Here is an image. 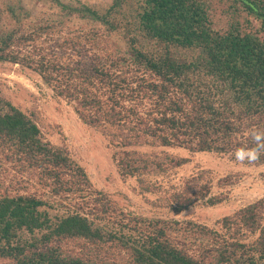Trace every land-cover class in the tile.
I'll return each mask as SVG.
<instances>
[{"label":"trees","instance_id":"16d2710c","mask_svg":"<svg viewBox=\"0 0 264 264\" xmlns=\"http://www.w3.org/2000/svg\"><path fill=\"white\" fill-rule=\"evenodd\" d=\"M43 1L50 12L39 18L20 0L0 9V62L32 71L99 130L118 174L135 178L140 194L161 192L151 177L189 158L138 148L234 157L254 146L251 130H264V0H131L130 20L127 0H112L104 11ZM220 3L227 5L226 28L215 26L212 9ZM148 40L163 50L153 53ZM0 155L24 185L32 177L44 191L0 195V259L11 264H98L93 251L112 245L128 254V264H264V196L223 217L222 232L190 220L125 215L1 91ZM252 163L264 164V153ZM205 172L157 202L174 213L197 201L222 203L226 197L210 195L208 181L198 184ZM64 240L81 242L83 254L65 252Z\"/></svg>","mask_w":264,"mask_h":264},{"label":"rangeland","instance_id":"374dc122","mask_svg":"<svg viewBox=\"0 0 264 264\" xmlns=\"http://www.w3.org/2000/svg\"><path fill=\"white\" fill-rule=\"evenodd\" d=\"M8 1L10 0H0V9H3L4 4ZM20 1L31 12L32 18L46 16L50 12L48 4L43 0ZM75 1H80L100 11L106 10L112 3V0ZM131 5V0H127L124 6L125 14L129 20L131 15L136 13L135 9L132 10ZM226 6L225 3H220L212 9L216 28L228 26L229 19L222 14ZM5 22L6 18L1 15L0 25ZM121 24L123 32H127L125 28L128 26L125 21H122ZM89 26L91 25L86 24L83 28H89ZM257 27V22L254 20L252 29ZM115 38L118 37L115 36ZM144 44L153 53L163 50L161 48L160 51V44L154 41L148 40ZM179 54L189 58L188 55L182 54V51H179ZM0 91L22 112L33 115L44 138L52 145L66 149L71 157L85 169L94 188L104 192L125 215L131 214L143 218H169L180 222V224L190 220L209 229L222 232L223 229L219 221L223 217L233 215L240 208L264 196V164L241 163L228 154L190 153L183 148L148 147L138 148V150L145 152L163 150L173 156L189 158V161L180 167L170 169L164 175L151 177V180L162 183V191L156 194L145 193L142 195L139 193L135 178L123 179L118 174L113 161L114 149L109 145L104 135L99 130L83 124L74 112L72 105L66 100L56 97L32 71L11 63L0 62ZM203 171L206 172L198 184L208 181L210 195L220 194L219 196L226 197L222 203L209 206L203 201H197L187 210L174 213L157 202L158 197H165L174 192L176 188H182L187 179ZM20 180L22 179H19V175L11 170L9 164L4 161V156L0 155V195H14L17 192L44 193L40 189L37 179L31 177L25 185ZM229 180L231 184L227 183ZM22 185L26 189L21 188ZM254 237L250 236L248 240H252ZM194 240L198 242L197 238ZM80 245L81 242L64 240L62 248L65 252L79 255L83 254ZM93 252L92 259L98 264L129 263L128 254L113 245L111 248L104 246L103 249L100 248ZM0 264L11 263L8 260L0 259Z\"/></svg>","mask_w":264,"mask_h":264},{"label":"clouds","instance_id":"9594fccd","mask_svg":"<svg viewBox=\"0 0 264 264\" xmlns=\"http://www.w3.org/2000/svg\"><path fill=\"white\" fill-rule=\"evenodd\" d=\"M250 134L253 141L255 142L254 146H244L238 148L234 153L236 161H239L241 163H252L254 161H257L260 158L261 154L264 153V130L254 128L251 130Z\"/></svg>","mask_w":264,"mask_h":264}]
</instances>
